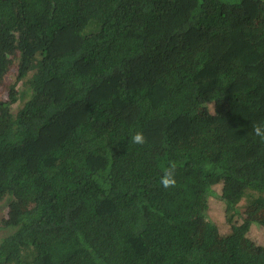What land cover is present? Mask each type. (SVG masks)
Segmentation results:
<instances>
[{"label": "trees", "instance_id": "obj_1", "mask_svg": "<svg viewBox=\"0 0 264 264\" xmlns=\"http://www.w3.org/2000/svg\"><path fill=\"white\" fill-rule=\"evenodd\" d=\"M8 76L0 264H264V0H0Z\"/></svg>", "mask_w": 264, "mask_h": 264}, {"label": "rangeland", "instance_id": "obj_2", "mask_svg": "<svg viewBox=\"0 0 264 264\" xmlns=\"http://www.w3.org/2000/svg\"><path fill=\"white\" fill-rule=\"evenodd\" d=\"M10 81H12V77L8 76V78L4 79L3 83H0V98H5L7 87H8L7 83L10 84ZM213 109H214L213 106L209 105L208 111L212 112ZM240 209H241V214L246 218H250L253 220L264 218V210H261L259 212H256V211L253 212L251 207L248 208L244 205V202H241ZM8 211H9L8 201L4 200V201L0 202V218L2 216L3 217L7 216V213H9ZM209 215L214 221H216L220 225V227L223 231L227 230L228 226L224 222V217H223V213H222L220 204L217 203L215 200L211 201V199H210V201H209ZM251 229L252 230L249 233L250 237L254 238L256 241H258L257 243L264 244V231H263V229L260 226H256V225L252 226ZM260 232H261V235H260ZM201 233H202V230L199 231V234L195 238V240L200 239ZM64 234L65 233L62 230L54 229L46 236L45 239L46 240H53V239H57V238L59 239ZM0 236H1V234H0Z\"/></svg>", "mask_w": 264, "mask_h": 264}, {"label": "clouds", "instance_id": "obj_3", "mask_svg": "<svg viewBox=\"0 0 264 264\" xmlns=\"http://www.w3.org/2000/svg\"><path fill=\"white\" fill-rule=\"evenodd\" d=\"M252 131L253 133L259 137L262 141H264V124L262 123H253L252 124ZM131 142L137 145H143L146 142V138L142 132H136L131 137ZM175 163H171L169 167L163 172L162 176L160 177V185L165 188H174L176 186L175 180Z\"/></svg>", "mask_w": 264, "mask_h": 264}]
</instances>
